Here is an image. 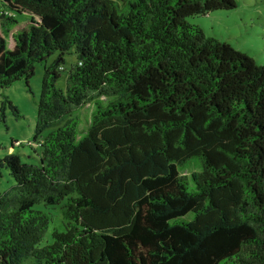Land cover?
<instances>
[{
    "label": "trees",
    "instance_id": "1",
    "mask_svg": "<svg viewBox=\"0 0 264 264\" xmlns=\"http://www.w3.org/2000/svg\"><path fill=\"white\" fill-rule=\"evenodd\" d=\"M237 6L0 0L1 89H31L58 55L38 105L39 162L0 159L16 183L0 193V264H264V66L192 23ZM8 106L23 118L6 99L2 123ZM39 204L62 206L52 242Z\"/></svg>",
    "mask_w": 264,
    "mask_h": 264
},
{
    "label": "rangeland",
    "instance_id": "2",
    "mask_svg": "<svg viewBox=\"0 0 264 264\" xmlns=\"http://www.w3.org/2000/svg\"><path fill=\"white\" fill-rule=\"evenodd\" d=\"M238 6L234 11L217 12L208 17H200L192 23L202 24L209 37H215L229 43L234 49L245 52L252 56L259 65L264 66V0H237ZM21 23L18 29H22L30 19L26 14H18ZM9 48L13 47V34L9 36ZM58 59V55L49 59L47 64L37 65L35 76L31 80V89L28 88L25 80L19 81L8 89L0 88V114L2 103L8 99L20 110L23 118L19 119L14 112L7 107L6 124L0 121V142L3 149L0 150V159L8 155H19L24 163L36 164L39 158L34 150V136L38 120V105L41 99L42 83L45 75V68L51 66ZM77 63L75 52L65 57V71L62 72L58 83L60 89L66 90L67 79L71 68ZM94 107L87 106L80 113L84 120L82 129L92 116ZM13 140L19 144L13 145ZM22 145V146H20ZM41 153V149L38 150ZM191 168L184 173L191 175L194 171H200L201 165L198 159L193 160ZM197 167V168H196ZM15 180L8 170L3 172L0 178V193L7 192ZM35 210L46 212L52 218L48 240L53 241L54 231H64V214L62 206H49L39 204Z\"/></svg>",
    "mask_w": 264,
    "mask_h": 264
}]
</instances>
